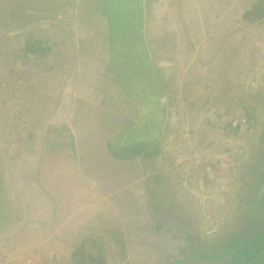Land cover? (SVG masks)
Masks as SVG:
<instances>
[{"label":"rangeland","instance_id":"374dc122","mask_svg":"<svg viewBox=\"0 0 264 264\" xmlns=\"http://www.w3.org/2000/svg\"><path fill=\"white\" fill-rule=\"evenodd\" d=\"M17 2L0 0V264H72L79 247L96 264H210L264 233V18L243 15L258 0H141L138 9L121 0L131 8L108 14L125 22L104 35L102 17L82 26L83 0L51 28L23 14L25 6L40 14V3ZM101 3L92 2L97 14ZM139 50H148V72L161 65L154 83L169 98L144 127L148 136L160 129L159 155L143 169L131 158L117 163L134 156L126 147L137 141L124 121L114 141L122 150L105 160L103 148H90L103 152L105 168L89 165L93 179L72 183L69 132L102 121L98 111L87 123L74 115L85 110L75 97L94 93L92 110L104 96L120 99L114 71L127 81Z\"/></svg>","mask_w":264,"mask_h":264},{"label":"crops","instance_id":"0c3cea01","mask_svg":"<svg viewBox=\"0 0 264 264\" xmlns=\"http://www.w3.org/2000/svg\"><path fill=\"white\" fill-rule=\"evenodd\" d=\"M16 1H18L17 4L22 3V5L40 3V14L39 13L34 14L31 11V8H28L26 6L22 8L23 14L27 16V18L29 19V22L30 21L35 22L38 20L41 23H44V25L48 24L47 28H51L53 26L65 25L66 20L69 18V17L65 18V15H63L65 11V7H66V10H73L69 12L70 14H74V12L77 11V8H78V7L76 8L75 6V3L77 2V0H16ZM93 1L94 0H83L85 7L82 6V9L83 10L86 9L89 12V14H86L87 19L85 22L82 23V26L85 25L90 28L91 25L95 22V20L92 19L94 16L102 17L103 22H100V23L101 25L104 26V28L103 26L100 27V30L98 32L100 35L111 33L108 28V25L110 23L112 25V24L117 23L118 21L125 22V20H111V19L109 20L108 18L109 16L108 13L110 12L111 9L113 8L115 9V6H117V4H119V6H117L118 9L122 8L120 6L122 4L130 8L132 6L137 9H138V5H140V8H141V0H138V3L136 0H128L131 6L128 5V2L119 3L121 0H102L101 7L103 9L100 12V14H97L94 11V8L92 6ZM69 3H71L74 8H71ZM128 7H124V8H128ZM103 16H105L107 20L104 19ZM138 16H139V13L135 12L128 19L135 20L137 19L136 17ZM73 23L75 24V21ZM87 30L89 31V29ZM96 34L97 32L95 31V33L90 38H94ZM104 38H108V37L105 36ZM43 45H45L44 42L42 43V46ZM145 51L147 52L148 50H145ZM132 67H130V69ZM147 68H149V65L146 66V62L144 63L141 62L140 65H138V67L134 69L135 71H133V74L136 75V74L143 72L144 74H146L145 76L148 79V81L139 80V81H134V82L131 81L132 79L131 74L127 73L128 78H127V81H125V80L120 79L123 72L119 69L115 70L114 74L118 75L120 81H117L116 83L112 85H114V87L115 85H117L118 93L121 95V98L113 99L112 97L110 98L108 96H104L105 100L98 101L96 103L97 107L94 110L90 108V106H92L91 104L93 103L88 102L91 100V97L95 95L94 93H90L88 97H84L85 99H83L82 97H75V103L77 102L78 106H83L85 110H82L79 112L80 110L79 109L77 110V112L74 113V115L83 117L84 122L87 123L86 120L93 117L95 111H98L102 114V116L99 117V119H102V121L100 124H98L99 126L96 129L94 127L91 129V127H88L87 125L80 126L78 123L79 117H75L74 123H77L80 126V128L73 127L75 131L74 133L75 135H73V133H70V132H69L70 136L68 135V137H70L71 140H73L71 149L73 150L75 159L73 162H71V164L74 166V168L72 166V168H69L70 169L69 172L66 173V175H68L67 176L68 178L73 177L72 179L74 180L72 181V183L75 182L76 180L80 183H84V182H88L93 179V173L91 172L89 165H95V166L97 165L100 168H105L103 167L102 158H101V156H103V152L101 150H98L99 148H103L105 151V155L108 156V158L105 157V160H110V158L113 159V157L111 156L113 154H116L114 150H117V149L122 150V147L116 146L114 141H118L120 139L119 136L118 137L116 136L117 134H120L122 137L125 134L124 133L125 130L128 129L127 125L123 124L124 121L128 122V120H130L134 127V128L130 127L131 129H134V132L132 131L130 136L131 138H135L137 141H134L131 145L136 144V145H141V147H148L150 145V148H153L154 151L156 147L159 145V142H160L159 136L156 137V140L154 142L153 140L149 142L150 139L148 138V135H147L148 129H146L145 131L144 127L146 123L149 124L151 121H154L156 119L155 114L161 111V109L163 110L165 103L168 104L169 98L168 96H166L168 95L166 90H164V92L161 93V88H158L156 83H154L155 74L157 75L158 78L161 77L160 75V73L162 72L161 65L159 63L158 64L152 63L151 69L153 70V72L149 71L150 73L147 71ZM163 81L164 80H162V83H164ZM68 91H69V84L67 85L65 89H63L61 93V98L66 99L69 95ZM128 91L131 92L132 96L128 95ZM88 92H92V91L89 90ZM149 109H150V112H149ZM132 114L134 115L133 118H131V116H133ZM156 120L155 122H158V119ZM150 128H153L151 129L152 130L151 133H152V132H156L154 129L157 130L158 127L153 126ZM94 133L96 136L98 135L101 138H104V140L99 141L100 139L94 138L92 136V134ZM76 141H79V142L83 141L84 147H82L81 144H78L79 142L76 143ZM90 144H93V145H90ZM90 148H98V149L90 150ZM78 150H83L84 152L86 150L87 156L83 155L81 157L79 155L80 151ZM157 152L158 151H156V154L159 155V152L158 153ZM118 157H116L117 163L119 161L126 162V160H128V157L131 158V156H127V158H124L125 159L124 160V159H121L122 157L120 156ZM129 160L131 161H128V162H133L134 160H137L138 167L143 169V162L141 161L140 158L133 157ZM121 168H123V170L125 169V174L127 175L126 168L120 166V169ZM114 169L116 170L115 171L116 174H120L121 170L119 169V166H115ZM126 175L124 177L120 176L119 179L122 180V182H124ZM117 181L120 182L118 179Z\"/></svg>","mask_w":264,"mask_h":264},{"label":"trees","instance_id":"16d2710c","mask_svg":"<svg viewBox=\"0 0 264 264\" xmlns=\"http://www.w3.org/2000/svg\"><path fill=\"white\" fill-rule=\"evenodd\" d=\"M117 6H119V4H117ZM117 6H115V9L117 8ZM111 13L115 14V11H112ZM243 15H244L245 20H248L250 23L257 21L260 18H264V0H258V2H256L254 7L250 10H246ZM109 19L115 20V17L113 15H110ZM111 26H116V24L114 25L112 24ZM123 46H124L123 42H121L119 47H123ZM29 51L32 53L35 52L32 49V47L29 49ZM136 54L137 56L133 62L135 63L134 66L126 72L128 74H131V78H132L131 81L133 82L139 81V80L148 81V79L145 76L146 74H144L143 72L136 74V75L133 74V71H135L134 69H136L138 65H140L141 62L143 63L146 62V57H144L146 56V51L139 50ZM228 126L230 128H233L231 123H228ZM238 128H240L239 125L233 129L235 130V132H237ZM154 130L156 132H152L151 135L148 136V138L150 139L149 142H151L152 140L154 142L156 140V137L160 135V132H159L160 129L158 130L154 129ZM126 149L131 154L134 155L133 157L140 158L142 162L149 160V158L155 157L156 155V151L153 152V148H150V145L148 147H141V145L134 144V145L126 147ZM189 237H186V240H185L186 244H190L193 241V239L192 238L189 239ZM257 240L261 241V243H264V233L260 235L253 234L251 237H248L246 240L240 241L239 243L230 244L228 248H232V250L225 251L224 253L218 252L216 254H213L211 258H218V259H216L215 261L212 260L209 263L210 264H220L221 261L228 262L229 260H230L229 264H234V262L236 263V261L243 262V260L240 259V257L244 258V262H243L244 264H253V261L257 260V258H259L260 261H264V252H262L261 247H260L261 245H258L259 242ZM187 242H190V243H187ZM247 242H248V246L244 247L243 250H240V246ZM230 253H232V257H229ZM73 256L75 257V261L72 264H96V260H94L91 256L85 257V252L84 250H82L81 247L77 248L74 251ZM207 257L209 256L207 255ZM97 264H100V263L97 262Z\"/></svg>","mask_w":264,"mask_h":264}]
</instances>
